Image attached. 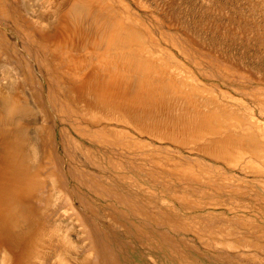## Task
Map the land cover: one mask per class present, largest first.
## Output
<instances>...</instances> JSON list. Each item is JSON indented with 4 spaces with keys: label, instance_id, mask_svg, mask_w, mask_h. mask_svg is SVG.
Returning a JSON list of instances; mask_svg holds the SVG:
<instances>
[{
    "label": "rangeland",
    "instance_id": "1",
    "mask_svg": "<svg viewBox=\"0 0 264 264\" xmlns=\"http://www.w3.org/2000/svg\"><path fill=\"white\" fill-rule=\"evenodd\" d=\"M61 1L0 0V93H12L24 84V91L34 96L37 106L28 100L25 110L30 150L24 153L43 180L24 201L29 218L20 228L21 240L14 235L19 233L0 225V264H264V156L233 137L244 130L212 132L187 122L185 117L198 109L194 104L167 106L149 93L136 99L125 86L124 92L106 99L93 89L81 91V77L67 73L64 62L70 53L80 52L56 46L62 22L56 8ZM123 2L128 13L145 22L166 57L172 55L216 93L231 94L264 124V0ZM51 12L50 27L45 26L40 21ZM129 73L130 85L146 78ZM176 74L166 69L163 75L147 77L156 82ZM220 98L219 104L231 105ZM237 111L243 116L244 111ZM258 137L264 142V132L258 130ZM38 228L55 234L43 249L35 250L24 239ZM60 237L71 244L62 256Z\"/></svg>",
    "mask_w": 264,
    "mask_h": 264
},
{
    "label": "bare ground",
    "instance_id": "2",
    "mask_svg": "<svg viewBox=\"0 0 264 264\" xmlns=\"http://www.w3.org/2000/svg\"><path fill=\"white\" fill-rule=\"evenodd\" d=\"M57 4V3H56ZM10 5V4H9ZM12 5V4H11ZM51 5V4H50ZM53 6V5H52ZM56 6V5H55ZM7 7V6H6ZM9 8V7H8ZM54 8V7H53ZM56 9L62 13V22L58 42L62 48H71L78 50L79 53H70L65 57L68 65L67 73L73 77L80 78V90L93 89L99 92V97H107L123 91V87L133 91V98L143 93H149L157 101L169 106L173 103L183 102L187 105L194 104L198 109L195 113L185 117L188 123L199 124L211 128L212 132H227L237 128L244 130L242 134L234 135L244 140L249 147L260 155L264 156V142L258 137L259 132H264L263 121L260 123L250 115L248 108L237 104V100L225 93H216L214 90L203 85L191 71L183 64L176 62L172 55L166 57V51L155 45L147 26L140 19L128 13L125 9L123 0H62ZM53 11V10H52ZM55 12V11H54ZM130 12V11H129ZM54 13L44 14L43 21L45 26L50 27V17ZM60 14V13H59ZM56 17V15H54ZM37 17V16H36ZM49 17V18H48ZM22 20V19H21ZM57 20V19H56ZM22 22V21H21ZM1 23V22H0ZM52 23V22H51ZM2 24V23H1ZM12 24V23H11ZM57 24V23H56ZM59 24V23H58ZM13 26V25H12ZM52 26V25H51ZM49 27H44L48 30ZM56 27V26H55ZM57 29V28H56ZM12 30V29H11ZM30 30V29H29ZM1 31V30H0ZM13 31V30H12ZM34 32V31H33ZM51 32V31H50ZM57 32V31H56ZM55 32V33H56ZM6 35L4 32H2ZM34 34V33H33ZM37 34V33H35ZM50 34V33H49ZM39 35V34H38ZM52 35V34H50ZM15 36V35H14ZM42 36V35H41ZM44 37V36H42ZM26 38V37H25ZM53 38V37H52ZM62 38V39H61ZM61 39V40H60ZM76 39V41H73ZM173 40V39H172ZM17 42V41H16ZM71 44H70V43ZM54 46V47H56ZM3 47V46H2ZM6 48V47H4ZM19 48V47H18ZM8 49V48H7ZM168 49V48H167ZM181 49V48H180ZM20 50V49H19ZM2 52V51H1ZM25 52V51H24ZM66 52V51H65ZM63 52V53H65ZM50 53V52H49ZM184 54V53H183ZM43 56V55H42ZM175 56V55H174ZM5 57V56H4ZM53 57V56H52ZM157 57V58H155ZM160 57V58H159ZM169 60H167L166 58ZM159 58V59H158ZM165 58V59H164ZM56 59V58H55ZM52 59H48L51 63ZM60 63V62H58ZM46 64V63H44ZM57 64L55 65V67ZM33 67V66H32ZM36 67V66H35ZM7 68V67H6ZM34 68V67H33ZM49 68V67H48ZM207 68V67H206ZM20 69V68H19ZM58 69V68H57ZM166 69H172L177 73L176 78L151 82L149 74H164ZM7 70V69H6ZM47 70V69H46ZM60 70V69H59ZM170 72V70H167ZM9 76V71H5ZM21 72V71H20ZM65 72V70H64ZM129 72L142 74L145 79L137 80L133 85L131 74ZM132 73V74H133ZM3 75V76H4ZM63 75V74H62ZM67 75V74H66ZM14 76V75H13ZM159 76V75H158ZM35 77V76H34ZM137 77V76H136ZM160 77V76H159ZM174 77V76H173ZM18 78V77H17ZM22 78V77H21ZM63 78V77H62ZM71 78V77H70ZM57 79V78H56ZM66 79V78H65ZM137 79V78H136ZM140 79V78H139ZM12 80V79H11ZM21 80V79H20ZM44 80V79H43ZM48 80V79H47ZM68 80V79H67ZM23 82V81H22ZM75 82V81H74ZM9 83V82H8ZM13 83V82H12ZM45 83V82H44ZM77 83V82H75ZM6 85V84H5ZM28 85V84H27ZM17 86V85H16ZM180 86L182 89H178ZM19 87V86H18ZM16 88L12 93H0V225L9 230L21 240L20 228L28 215L23 210L24 201L33 191L42 183V177L39 170L30 166V157L24 152H29L30 146L27 143L24 120L26 119V108L29 107L28 100L35 106L36 101L33 94L25 92V85ZM71 87V86H70ZM73 87V86H72ZM8 88V87H6ZM5 88V89H6ZM11 88V87H10ZM14 88V87H13ZM214 88V87H213ZM38 89V88H37ZM58 89V88H57ZM61 89V88H60ZM66 89V88H65ZM74 89V88H73ZM125 89V90H126ZM2 90V89H1ZM56 90V89H55ZM124 90V91H125ZM216 90V89H215ZM42 91V90H41ZM64 91V90H63ZM75 91V90H74ZM123 91V92H124ZM224 91V90H223ZM76 92V91H75ZM58 93V92H57ZM70 93V92H69ZM128 93V92H127ZM12 94V95H11ZM54 94V93H53ZM122 94V93H121ZM67 95V94H66ZM71 95V94H70ZM83 95V94H82ZM116 95V94H115ZM46 96V95H45ZM58 96V95H57ZM77 96V95H76ZM85 96V95H84ZM93 96V95H92ZM95 96V95H94ZM135 96V97H134ZM61 97V96H60ZM74 97V96H73ZM82 97V96H81ZM121 97V96H120ZM150 97V96H149ZM220 97L230 101L231 105L219 104ZM75 98V97H74ZM86 98V97H85ZM90 98V97H89ZM259 98V97H258ZM257 98V99H258ZM22 99L25 100L24 104ZM63 99V98H62ZM122 99V98H121ZM137 99V98H136ZM142 99V98H141ZM221 99V98H220ZM230 99V100H229ZM90 100V99H89ZM148 100V99H147ZM29 101V102H30ZM64 101V100H63ZM74 101V100H73ZM103 101V100H102ZM136 101V100H135ZM145 101V100H144ZM143 101V102H144ZM97 102V101H96ZM100 102V101H99ZM128 102V101H127ZM126 102V103H127ZM131 102V101H130ZM59 103V102H58ZM95 103V102H94ZM119 103V102H118ZM141 103V102H140ZM139 103V104H140ZM152 103V102H151ZM225 103V102H224ZM75 104V103H74ZM105 104V103H104ZM111 104V103H109ZM234 104V106H232ZM51 105V104H50ZM59 105V104H58ZM76 105V104H75ZM102 105V104H101ZM125 105V104H124ZM153 105V104H152ZM37 106V105H36ZM49 106V105H48ZM60 106V105H59ZM72 106V105H70ZM83 106V104H82ZM129 106V105H128ZM179 106V105H178ZM63 107V105H62ZM101 107V106H100ZM105 107V106H104ZM133 107V106H132ZM136 107V106H135ZM138 107V106H137ZM181 107V106H180ZM34 108V107H33ZM58 108V107H56ZM102 108V107H101ZM186 109L188 107H185ZM184 108V109H185ZM257 108V107H256ZM75 109V108H74ZM73 109V110H74ZM86 109V108H85ZM84 109V110H85ZM104 109V108H103ZM137 109V108H136ZM174 109V108H173ZM183 109V110H184ZM194 109V108H193ZM192 109V110H193ZM242 110L243 116L237 111ZM82 110V109H80ZM147 110V109H146ZM182 110V111H183ZM259 110V109H257ZM263 110V109H262ZM30 111V110H29ZM32 111V110H31ZM102 111V110H101ZM108 111V110H107ZM106 111V112H107ZM137 111V110H136ZM140 111V110H139ZM167 111V110H166ZM178 111V110H177ZM187 111V110H186ZM93 112V111H92ZM99 112V111H98ZM144 112V111H142ZM148 112V111H147ZM146 112V113H147ZM154 112V111H153ZM55 113V112H54ZM60 113V112H59ZM58 113V114H59ZM62 113V112H61ZM131 113V112H130ZM156 113V112H155ZM159 113V112H158ZM30 114V112H29ZM67 114V113H65ZM101 114V113H100ZM98 114V115H100ZM106 114V113H105ZM103 114V115H105ZM114 114V111H113ZM148 114V113H147ZM173 114V112H172ZM178 114V113H177ZM186 114V113H185ZM184 114V115H185ZM188 114V113H187ZM77 115V114H76ZM81 115V114H80ZM102 115V114H101ZM111 115V114H109ZM143 115V113H142ZM155 115V114H154ZM182 115V114H181ZM50 116V115H49ZM54 116V115H53ZM146 116V115H145ZM149 116V115H148ZM151 116V115H150ZM153 116V115H152ZM163 116V115H162ZM183 116V115H182ZM188 116V115H187ZM56 117V116H55ZM73 117V116H72ZM106 117V116H105ZM152 118V117H151ZM161 118V117H159ZM184 118V117H183ZM184 118V119H185ZM80 119V118H79ZM112 119V118H111ZM116 119V118H115ZM148 119V118H147ZM165 119V118H164ZM163 119V120H164ZM246 119V120H245ZM35 120V119H34ZM71 120V119H70ZM73 120V119H72ZM117 120V119H116ZM152 120V119H151ZM157 120V119H156ZM155 120V122H156ZM36 121V120H35ZM112 121V120H111ZM124 121V120H123ZM141 121V120H140ZM142 121L143 117H142ZM154 121V120H153ZM162 121V120H161ZM166 121V120H165ZM29 122V121H28ZM116 122V121H115ZM119 122V121H118ZM126 122V121H125ZM172 122V121H170ZM175 122V121H174ZM180 122V121H179ZM27 123V122H26ZM127 123V122H126ZM151 123V122H150ZM157 123V122H156ZM162 123V122H161ZM185 123V122H184ZM184 123H182L184 125ZM247 123L249 124L247 126ZM73 124V123H72ZM77 124V123H74ZM124 124V123H123ZM142 124V123H141ZM149 124V122L147 123ZM37 125V124H36ZM86 125V124H85ZM95 125V124H94ZM104 125V124H103ZM154 125V124H153ZM159 125V124H156ZM171 125V123H170ZM173 125V124H172ZM175 125V124H174ZM186 125V124H185ZM191 125V124H190ZM28 126V125H27ZM97 126V125H96ZM112 126V125H111ZM123 126V125H122ZM162 126V124H161ZM199 126V127H200ZM171 127V126H170ZM177 127V126H176ZM182 127V126H181ZM188 127V125H187ZM186 127V128H187ZM38 128V127H37ZM111 128V127H110ZM114 128V127H113ZM112 128V129H113ZM130 128V126H129ZM165 128V127H164ZM175 128V127H174ZM193 128V127H192ZM202 128V127H201ZM73 129V128H72ZM71 129V130H72ZM84 129V128H83ZM82 129V130H83ZM95 129V128H94ZM115 129V128H114ZM124 129V128H122ZM168 129V128H167ZM182 129V128H181ZM203 129V128H202ZM258 129V130H257ZM120 130V129H119ZM118 130V131H119ZM157 130V128H156ZM165 130V129H164ZM198 130V129H196ZM86 131V130H85ZM89 131V130H88ZM103 131V130H102ZM115 131V130H114ZM113 131V132H114ZM128 131V130H126ZM162 131V130H161ZM173 131V130H172ZM192 130H190L191 132ZM207 131V130H206ZM255 131V132H254ZM73 132V131H72ZM94 132V131H92ZM122 132V131H121ZM165 132V131H164ZM176 132V131H175ZM178 132V131H177ZM183 132V131H182ZM189 132V131H188ZM202 132V131H200ZM241 132V131H240ZM75 133V132H74ZM73 133V134H74ZM110 133V132H109ZM120 133V132H119ZM131 133V132H130ZM139 133V132H138ZM157 133V132H156ZM159 133V132H158ZM186 133V132H185ZM192 133V132H191ZM203 133V132H202ZM201 133V134H202ZM76 134V133H75ZM81 134V133H80ZM79 134V135H80ZM87 134V133H86ZM94 134V133H93ZM116 134V133H115ZM133 134V133H132ZM161 134V133H160ZM172 134V133H171ZM204 134V133H203ZM202 134V135H203ZM206 134V133H205ZM213 134V133H212ZM229 134V133H228ZM124 135V134H123ZM127 135H131L128 134ZM159 135V134H158ZM164 135V134H163ZM208 135V133H207ZM206 135V137H207ZM215 135V134H214ZM219 135V134H218ZM89 136V135H88ZM117 136V135H116ZM115 136V138H116ZM122 136V135H121ZM134 136V135H133ZM166 137V134L164 135ZM169 136V135H168ZM167 136V137H168ZM171 136V135H170ZM169 136V137H170ZM181 136V135H180ZM210 135L209 137H211ZM28 137V136H27ZM85 137V136H84ZM92 137V136H91ZM99 137V136H98ZM110 137V136H109ZM148 137V136H147ZM160 137V136H159ZM164 137V138H165ZM166 137V138H167ZM33 138V137H32ZM82 138V137H81ZM89 138V137H88ZM161 138V137H160ZM171 138V137H170ZM169 138V139H170ZM175 138V137H174ZM173 138V140H175ZM189 140V136L187 137ZM200 138V137H199ZM31 139V137L29 138ZM90 139V138H89ZM95 139V138H94ZM98 139V138H96ZM163 139V138H162ZM178 139V138H176ZM180 139V138H179ZM201 139V138H200ZM100 140V139H99ZM123 140V139H122ZM138 140V139H137ZM198 140V139H197ZM207 140V139H206ZM224 140V139H223ZM222 140V142H223ZM227 140V139H226ZM29 141V140H28ZM124 141V140H123ZM127 141V140H126ZM129 141V140H128ZM171 141V140H170ZM191 141V139H190ZM189 141V142H190ZM209 141V140H208ZM207 141V143H209ZM233 141V140H232ZM82 142V141H81ZM101 142V141H98ZM119 142V141H118ZM122 142V141H121ZM125 142V141H124ZM183 142V139H182ZM181 142V143H182ZM211 142V141H210ZM231 142V141H230ZM34 143V142H32ZM129 143V142H128ZM135 143V142H134ZM147 143V142H146ZM179 143L180 145H182ZM193 143V142H191ZM199 143V142H198ZM206 143V144H207ZM245 143V144H246ZM113 144V143H112ZM228 144V143H227ZM233 144V143H232ZM32 145V144H31ZM98 145V144H97ZM116 145V144H115ZM145 145V144H144ZM187 145V144H186ZM213 145V144H212ZM89 146V145H88ZM87 146V147H88ZM132 146V145H131ZM108 147H110L108 145ZM137 147V145H136ZM238 147V146H237ZM247 147V146H246ZM98 148V147H97ZM132 148V147H131ZM146 148V147H145ZM76 149V148H75ZM118 149V148H117ZM121 149V148H120ZM134 150V148H132ZM139 149V148H138ZM142 149V148H141ZM150 149V148H149ZM207 149V148H206ZM219 149V148H218ZM224 149V148H222ZM231 149V148H230ZM240 149V147H239ZM247 149V148H246ZM250 151L252 152V150ZM53 150V149H52ZM91 150V149H90ZM93 150V149H92ZM95 150V149H94ZM97 150V149H96ZM107 150V149H106ZM109 150V149H108ZM209 150V149H208ZM207 150V152H208ZM217 150V149H216ZM36 151V150H35ZM86 151V150H85ZM122 151V150H121ZM226 151V150H223ZM222 151V152H223ZM233 151V150H232ZM34 152V151H33ZM46 152V151H45ZM104 152V151H103ZM217 152V151H216ZM227 152V151H226ZM237 152V151H236ZM88 153V152H87ZM235 153V152H234ZM250 153V152H249ZM30 154V153H29ZM93 154V153H92ZM150 154V153H149ZM158 154V153H157ZM211 154V153H210ZM217 154V153H216ZM52 155V154H51ZM90 155V154H89ZM101 155V154H100ZM156 155V154H155ZM165 155V154H164ZM168 154L167 156H169ZM212 155V154H211ZM226 155V154H225ZM224 155V156H225ZM232 155V154H231ZM251 155V154H250ZM117 156V155H115ZM161 156V155H159ZM177 156V155H176ZM215 156V155H214ZM219 156V155H218ZM230 157V154L228 153ZM121 157V156H120ZM133 157V156H132ZM142 157V156H141ZM98 158V157H97ZM140 158V157H139ZM153 158V157H152ZM168 158V157H167ZM170 158V157H169ZM223 158V154L222 157ZM228 160V157L226 155ZM90 159V157H89ZM117 159V158H116ZM176 159V158H175ZM231 159V158H229ZM118 160V159H117ZM166 160V159H165ZM178 160V159H177ZM109 161V160H108ZM183 161V160H182ZM229 161H233L229 160ZM236 161V160H235ZM237 160L236 162H238ZM101 162V161H99ZM122 162V161H121ZM168 162V161H167ZM170 163V162H169ZM182 163V162H181ZM235 163V162H234ZM240 163V162H239ZM90 164V163H89ZM96 164V163H94ZM119 164V163H118ZM129 164V163H127ZM134 164V163H133ZM138 164V163H137ZM154 164V163H153ZM162 164V163H161ZM97 165V164H96ZM102 165V164H101ZM164 165V164H162ZM166 165V164H165ZM168 165V164H167ZM104 166V165H103ZM113 166V165H112ZM117 166V165H116ZM124 166V165H123ZM126 166V165H125ZM145 166V165H144ZM184 166V165H182ZM181 166V167H182ZM186 166V165H185ZM184 166V167H185ZM234 166V165H233ZM35 167V166H34ZM146 167V166H145ZM158 167V166H157ZM165 167V166H164ZM180 167V166H179ZM188 167V166H187ZM255 167V166H254ZM40 168V166H39ZM103 168V167H102ZM133 168V167H132ZM168 168V167H167ZM171 168V167H170ZM53 169V168H52ZM107 169V168H105ZM111 169V168H110ZM117 169V168H116ZM119 169V168H118ZM96 170V169H95ZM121 170V167H120ZM136 170V169H135ZM154 170V169H153ZM179 170V169H178ZM188 170V169H187ZM256 170V169H255ZM155 171V170H154ZM174 171V170H173ZM264 171V170H263ZM49 172V171H47ZM137 172V171H136ZM188 172V171H187ZM194 172V171H193ZM214 172V171H213ZM216 172V171H215ZM214 172V173H215ZM163 173V172H162ZM183 173V172H182ZM185 173V172H184ZM201 173V172H200ZM204 173V172H203ZM47 174V173H46ZM45 174V175H46ZM49 174V173H48ZM91 174V173H90ZM116 174V173H115ZM124 174V173H123ZM155 174V173H154ZM216 174V173H215ZM54 175V174H53ZM133 175V174H131ZM152 175V174H151ZM188 175V174H187ZM207 175V174H206ZM212 175V174H211ZM43 176V175H42ZM101 176V175H100ZM107 176V175H106ZM116 176V175H115ZM175 176V175H174ZM172 176V177H174ZM185 176V175H184ZM192 176V175H191ZM45 177V176H44ZM48 177V176H47ZM50 177V175H49ZM104 177V176H103ZM134 177V176H133ZM138 177V176H137ZM149 177V176H148ZM154 177V176H153ZM151 177V178H153ZM166 177V176H165ZM180 177V176H179ZM118 178V177H117ZM131 178V177H130ZM155 178V177H154ZM178 178V177H175ZM198 178V177H197ZM53 179V178H52ZM106 179V178H105ZM166 179V178H165ZM185 179V178H183ZM218 179V178H217ZM121 180V179H120ZM125 180V179H124ZM141 180V179H140ZM223 180V179H222ZM53 181V180H52ZM59 181V180H58ZM83 181V180H82ZM117 181V180H116ZM123 181V180H122ZM128 181V180H127ZM134 181V180H133ZM158 181V180H157ZM185 181V180H184ZM107 182V181H106ZM166 182V181H165ZM175 182V181H174ZM52 184H55L51 182ZM59 183V182H58ZM90 183V182H89ZM146 183V182H145ZM51 184V185H52ZM98 184V183H97ZM153 184V183H151ZM177 184V182H176ZM100 185V184H99ZM170 185V184H169ZM56 186V185H55ZM111 186V185H109ZM133 186V185H132ZM99 187V186H98ZM209 187V186H208ZM93 188V187H92ZM117 188V187H116ZM188 188V187H187ZM94 189V188H93ZM130 189V188H129ZM213 189V188H211ZM101 190V189H100ZM116 190V189H115ZM179 190V189H178ZM177 190V191H178ZM175 191V190H174ZM173 191V192H174ZM113 192V191H112ZM147 192V191H146ZM181 192V190H180ZM181 194V193H180ZM110 195V194H109ZM36 196V195H35ZM175 196V195H174ZM178 196V195H177ZM203 196V195H202ZM33 197V196H32ZM118 197V196H117ZM127 197V196H126ZM207 197V195H206ZM252 197V196H251ZM31 198V197H30ZM123 198V197H122ZM131 198V197H130ZM133 198V197H132ZM135 198V197H134ZM133 198V199H134ZM127 200V199H126ZM140 200V199H139ZM134 201V200H133ZM141 201V200H140ZM142 203V202H141ZM140 203V204H141ZM143 204V203H142ZM141 204V205H142ZM130 205V204H129ZM139 208V206H137ZM144 208V207H143ZM134 211V210H133ZM34 212V211H33ZM140 213V212H139ZM153 213V212H152ZM38 214V213H37ZM148 214V213H147ZM161 215V214H160ZM146 216V215H145ZM157 217V216H156ZM160 217V216H159ZM163 217V216H162ZM154 219V218H153ZM170 219V218H169ZM188 219V218H187ZM204 219V218H203ZM37 220V219H36ZM41 220V219H40ZM83 220V219H82ZM160 220V219H159ZM168 220V219H167ZM170 221V220H168ZM173 221V220H172ZM175 221V220H174ZM179 221V220H178ZM227 221V220H226ZM36 221H34L35 224ZM254 223V222H253ZM37 224V222H36ZM208 224V223H207ZM223 224V223H222ZM243 224V223H242ZM201 225V224H199ZM216 225V224H215ZM36 226V225H35ZM44 226V225H43ZM178 226V225H177ZM189 226V225H188ZM202 226V225H201ZM218 226V225H217ZM248 226V225H247ZM28 227V226H27ZM190 227V226H189ZM213 227V226H212ZM236 227V226H235ZM43 228V227H42ZM63 228V227H62ZM61 228V229H62ZM237 228V227H236ZM249 228V227H248ZM247 228V229H248ZM182 229V227H181ZM189 229V228H188ZM184 230V229H183ZM195 230V229H194ZM199 230V229H198ZM204 230V229H203ZM229 230V229H228ZM240 230V229H239ZM262 230V229H261ZM206 231V229H205ZM211 231V230H210ZM219 232V231H218ZM259 232H261L259 230ZM209 233V232H208ZM236 233V232H235ZM28 237L24 239L25 245L41 249L44 243H48L53 238L55 232L43 233L41 228L31 229ZM45 234V235H43ZM195 234V233H194ZM253 234V233H251ZM255 234V233H254ZM263 234V233H262ZM12 235V234H11ZM203 235V234H201ZM231 235V234H230ZM209 236V235H208ZM59 237V236H58ZM203 237V236H202ZM214 237V236H213ZM71 238V237H70ZM204 238V237H203ZM49 239V240H47ZM211 239V238H210ZM23 241V240H22ZM167 241V240H166ZM170 241V240H169ZM260 241V240H259ZM168 242V241H167ZM252 242H255L254 240ZM264 242V241H263ZM213 243V242H212ZM260 243V242H259ZM59 244L62 246L60 256L68 252L70 248L69 241L59 238ZM262 244V243H261ZM264 244V243H263ZM58 245V244H57ZM59 245V246H60ZM172 245V244H171ZM45 246V244H44ZM257 246V245H256ZM47 247V246H46ZM1 248V247H0ZM87 248V247H86ZM253 248V247H252ZM30 249V248H29ZM43 249V248H42ZM56 249V248H55ZM17 250V249H16ZM71 250V249H69ZM3 251V250H2ZM49 251V250H48ZM74 251V250H73ZM28 252V251H27ZM41 252V251H40ZM174 252V251H172ZM259 252V251H258ZM23 253V252H22ZM37 253V252H34ZM70 253V252H69ZM175 253V252H174ZM4 254V253H3ZM21 254V253H20ZM48 254V253H47ZM96 255V254H95ZM7 256V255H6ZM48 256V255H47ZM175 256V255H174ZM76 257V256H75ZM87 257V256H86ZM5 258V257H4ZM8 258V257H7ZM90 258V257H89ZM176 258V257H175ZM39 259V258H38ZM79 259V258H76ZM37 260V259H36ZM57 260V259H56ZM80 260V259H79ZM85 260V258H84ZM88 260V259H87ZM87 260L85 263H87ZM178 260V259H177ZM4 261V259H3ZM8 261V260H6ZM61 261V260H60ZM59 261V262H60ZM64 261V260H63ZM1 262V261H0ZM5 262V261H4ZM57 262V261H56ZM84 262V261H83ZM91 263V262H90ZM2 264V263H1ZM56 264V263H55ZM60 264V263H59ZM63 264V263H62ZM76 264V263H75ZM78 264V263H77ZM89 264V263H88ZM106 264V263H105Z\"/></svg>",
    "mask_w": 264,
    "mask_h": 264
}]
</instances>
